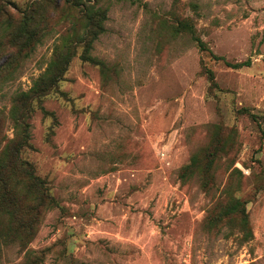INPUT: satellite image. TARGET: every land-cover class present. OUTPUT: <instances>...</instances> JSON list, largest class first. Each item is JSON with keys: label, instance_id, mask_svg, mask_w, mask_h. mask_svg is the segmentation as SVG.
I'll list each match as a JSON object with an SVG mask.
<instances>
[{"label": "rangeland", "instance_id": "374dc122", "mask_svg": "<svg viewBox=\"0 0 264 264\" xmlns=\"http://www.w3.org/2000/svg\"><path fill=\"white\" fill-rule=\"evenodd\" d=\"M31 1L0 0L5 139L12 97L69 30L57 17L32 46L12 45ZM100 4L105 30L90 55L103 66L76 49L54 91L32 102L20 151L55 205L27 246L3 247L0 264H264V0ZM182 19L193 33L175 31ZM210 152L207 189L201 176L179 177ZM233 198L246 229L241 214H221Z\"/></svg>", "mask_w": 264, "mask_h": 264}, {"label": "trees", "instance_id": "16d2710c", "mask_svg": "<svg viewBox=\"0 0 264 264\" xmlns=\"http://www.w3.org/2000/svg\"><path fill=\"white\" fill-rule=\"evenodd\" d=\"M100 1L33 0L20 14L16 30L11 35L14 42L12 45L18 46L24 38L22 43L32 46L34 40L38 41L40 37L48 34L50 29L47 26V20L58 17L59 20H65L69 24L68 33L54 45L44 71L34 79L27 90L17 91L11 99L9 115L14 127L13 137L5 139L4 136H0V142L5 140L4 145L0 148V256L3 247L9 244L27 246L34 236L44 210L55 205L44 181L35 174L32 165L20 157V151L29 146L28 118L32 102L39 101L54 91L57 84L63 79L76 49L81 48L80 56L84 61H91L103 66L101 61L90 55L93 42L105 30L107 8L102 6ZM40 17L43 19L42 23L35 27V24L40 21ZM174 29L175 31L194 32L188 19L180 20ZM194 39L198 41L200 49H207L199 37ZM212 56L215 59L220 58ZM226 64L238 68L246 65L247 62L233 64L227 62ZM44 112L46 113V111ZM221 144L220 150H224L225 143ZM213 156H215V152H210L202 162L197 155H193L190 162L181 168L179 177L185 180L193 174L201 176L202 187L207 189L211 182L209 169ZM234 212L242 215L241 223L246 229L247 217L244 206L241 201L235 198L226 209H222L221 214L226 216Z\"/></svg>", "mask_w": 264, "mask_h": 264}]
</instances>
